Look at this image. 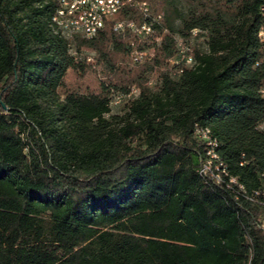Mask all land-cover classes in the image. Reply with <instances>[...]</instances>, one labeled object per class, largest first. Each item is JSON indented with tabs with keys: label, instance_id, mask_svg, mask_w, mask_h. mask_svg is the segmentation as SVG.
Returning <instances> with one entry per match:
<instances>
[{
	"label": "trees",
	"instance_id": "16d2710c",
	"mask_svg": "<svg viewBox=\"0 0 264 264\" xmlns=\"http://www.w3.org/2000/svg\"><path fill=\"white\" fill-rule=\"evenodd\" d=\"M146 1L134 63L111 22L68 40L52 0H0V264H264V0Z\"/></svg>",
	"mask_w": 264,
	"mask_h": 264
},
{
	"label": "built area",
	"instance_id": "2783aa9c",
	"mask_svg": "<svg viewBox=\"0 0 264 264\" xmlns=\"http://www.w3.org/2000/svg\"><path fill=\"white\" fill-rule=\"evenodd\" d=\"M126 9H133L136 14L142 16V21L137 23L127 17L118 19L116 15ZM57 17L62 19L68 40L76 37L91 38L104 27L106 22H111L113 31L117 33L130 32L135 38L129 45L130 58L134 63L149 58L154 47L160 42V37L156 33L160 26L161 15L152 13L146 0H62V7ZM198 33V29H192L191 37L197 36ZM261 38L264 39V30L261 31ZM176 42L177 53L170 63L189 67L194 58L188 43L179 37H176ZM146 43L147 45L151 43V46H139ZM261 92L264 93V88ZM208 152H212V149ZM199 173H207L205 164L200 166ZM258 225L264 230V215H259Z\"/></svg>",
	"mask_w": 264,
	"mask_h": 264
},
{
	"label": "bare ground",
	"instance_id": "6f19581e",
	"mask_svg": "<svg viewBox=\"0 0 264 264\" xmlns=\"http://www.w3.org/2000/svg\"><path fill=\"white\" fill-rule=\"evenodd\" d=\"M53 4H54V9H53V13L51 15V25L53 27V30L55 33H58L59 35L63 36L66 38V34L64 33V25L62 23V19L60 17H57V15L60 13V8L62 7V0H52ZM260 36H261V32H260ZM67 39V38H66ZM194 60L191 62V65L192 66L194 64ZM201 132V131H200ZM209 131L208 130H204L202 133H201V136H203V138L205 139H208L209 140V135H208ZM208 144H210L211 146H214L215 142H211V141H208ZM209 148V147H208ZM212 149V152H208V155H209V159L207 160V162L205 163V168L208 170L211 169V160L213 158H217V155L214 151V149L211 147L208 151H211ZM218 160V159H217ZM219 161V160H218ZM215 162V161H214ZM220 165L222 163H219ZM218 164V166H219ZM216 168H218L216 166ZM224 171V170H223ZM216 175V174H215ZM219 177V175L217 174V178ZM218 181V180H217ZM232 181L235 182V179L233 178ZM255 191V190H254ZM254 195H257L259 197H261V200L262 202H264V188H261L259 190H256L254 192ZM249 199H253V197H250L249 196Z\"/></svg>",
	"mask_w": 264,
	"mask_h": 264
},
{
	"label": "rangeland",
	"instance_id": "374dc122",
	"mask_svg": "<svg viewBox=\"0 0 264 264\" xmlns=\"http://www.w3.org/2000/svg\"><path fill=\"white\" fill-rule=\"evenodd\" d=\"M191 44L194 48H203L204 46V37L202 35H199L197 36L196 38H194L192 41H191ZM89 58H93L94 56V53L93 52H87ZM127 62H128V65L129 66H132V63L129 61V59H127ZM90 79H91V76H90ZM80 83H82V85H85L86 84V81L85 80H79ZM151 85H153V83L151 82L150 83ZM137 94V90H133L132 91V94L131 95H136ZM129 96H126V97H121V96H114L111 100V112L112 113H121L122 112V108H123V105L125 103V101L128 99Z\"/></svg>",
	"mask_w": 264,
	"mask_h": 264
}]
</instances>
